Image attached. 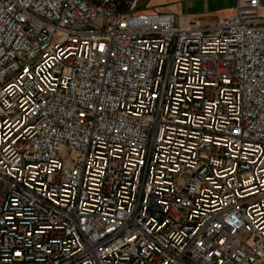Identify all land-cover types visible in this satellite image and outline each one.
Masks as SVG:
<instances>
[{"label": "built area", "instance_id": "built-area-1", "mask_svg": "<svg viewBox=\"0 0 264 264\" xmlns=\"http://www.w3.org/2000/svg\"><path fill=\"white\" fill-rule=\"evenodd\" d=\"M139 2L0 0V264H264L262 0Z\"/></svg>", "mask_w": 264, "mask_h": 264}, {"label": "crops", "instance_id": "crops-1", "mask_svg": "<svg viewBox=\"0 0 264 264\" xmlns=\"http://www.w3.org/2000/svg\"><path fill=\"white\" fill-rule=\"evenodd\" d=\"M238 0H140L138 9L142 12L172 13L178 23L194 19L202 27H209L219 19L233 13ZM259 12L264 17V0Z\"/></svg>", "mask_w": 264, "mask_h": 264}, {"label": "rangeland", "instance_id": "rangeland-1", "mask_svg": "<svg viewBox=\"0 0 264 264\" xmlns=\"http://www.w3.org/2000/svg\"><path fill=\"white\" fill-rule=\"evenodd\" d=\"M99 24H101V20H98V21L95 23V25H99Z\"/></svg>", "mask_w": 264, "mask_h": 264}]
</instances>
